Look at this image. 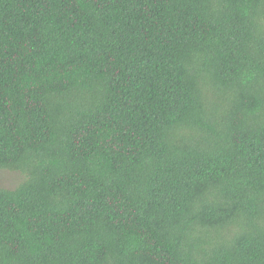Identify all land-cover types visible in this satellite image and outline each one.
<instances>
[{
	"label": "trees",
	"instance_id": "1",
	"mask_svg": "<svg viewBox=\"0 0 264 264\" xmlns=\"http://www.w3.org/2000/svg\"><path fill=\"white\" fill-rule=\"evenodd\" d=\"M0 264H264V0H0Z\"/></svg>",
	"mask_w": 264,
	"mask_h": 264
},
{
	"label": "rangeland",
	"instance_id": "2",
	"mask_svg": "<svg viewBox=\"0 0 264 264\" xmlns=\"http://www.w3.org/2000/svg\"><path fill=\"white\" fill-rule=\"evenodd\" d=\"M19 181V177L16 173L9 171H0V187L12 188Z\"/></svg>",
	"mask_w": 264,
	"mask_h": 264
}]
</instances>
